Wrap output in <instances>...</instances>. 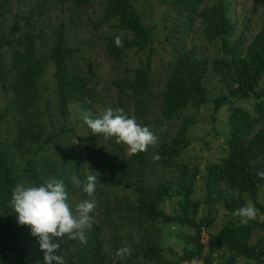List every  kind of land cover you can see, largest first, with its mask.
I'll list each match as a JSON object with an SVG mask.
<instances>
[{
  "label": "trees",
  "instance_id": "trees-1",
  "mask_svg": "<svg viewBox=\"0 0 264 264\" xmlns=\"http://www.w3.org/2000/svg\"><path fill=\"white\" fill-rule=\"evenodd\" d=\"M158 2L166 8L155 19L140 0H0V264H46L11 200L17 184L49 178L65 180L73 207L96 203L86 245L57 238L55 254L65 264H264V237L252 242L264 230V180L257 175L264 171V0H253L251 9L263 10L251 36V17L240 26L229 0ZM157 40L170 53L165 73L153 65ZM97 53L111 64L116 90L105 110L123 109L159 138L145 152L129 155L125 144L94 135L83 121L85 113L105 111L95 110L103 99L101 78L90 71ZM132 53L139 64L130 62ZM50 65L53 91L44 80ZM212 73L223 91L211 92ZM208 102L213 115L228 104V131L225 153L201 173L183 154L197 110ZM73 112L80 115L71 122ZM88 168L97 177L93 197L69 179L86 180ZM249 202L257 214L242 224L234 213ZM219 209L225 218L213 231ZM172 225L182 251L163 244ZM124 246L131 256L118 259Z\"/></svg>",
  "mask_w": 264,
  "mask_h": 264
},
{
  "label": "clouds",
  "instance_id": "clouds-1",
  "mask_svg": "<svg viewBox=\"0 0 264 264\" xmlns=\"http://www.w3.org/2000/svg\"><path fill=\"white\" fill-rule=\"evenodd\" d=\"M115 44L117 47L123 46L119 35L115 37ZM82 118L94 135L102 134L105 139L115 137L116 143L125 144L129 155L147 151L148 147L155 145L159 139L148 126H142L134 117L127 116L123 109L108 108L97 118L85 113ZM152 158L159 160L160 156L157 154ZM89 171V168L86 169L84 181L76 174H72L69 179L76 187H82L88 197H93L97 177L87 174ZM257 175L264 180V171H259ZM11 205L18 214V223L29 226L31 234L38 239L46 264H65L63 256L55 254L61 247L57 238L63 239L67 236L68 239L87 244L86 230H91L93 226L91 213L94 212L96 203L92 199H84L73 207L69 203L64 179L49 178L40 186L17 184L12 193ZM256 214L257 209L251 202L234 213L241 218L242 224H247ZM131 253L132 249L124 246L117 250L116 256L123 259L130 257ZM192 264H197V261L193 260Z\"/></svg>",
  "mask_w": 264,
  "mask_h": 264
},
{
  "label": "rangeland",
  "instance_id": "rangeland-1",
  "mask_svg": "<svg viewBox=\"0 0 264 264\" xmlns=\"http://www.w3.org/2000/svg\"><path fill=\"white\" fill-rule=\"evenodd\" d=\"M144 6L145 10L150 12L154 11L155 19H158L161 16L162 12L166 8V4L158 2V0H140ZM232 8V14L235 18H238L240 21V26H244L245 22L248 20L249 16L251 17V22L246 28H248L247 36H251L256 33L261 26V18L259 10H252L253 0H229ZM150 18V17H149ZM198 27H200L201 23H197ZM161 30V28L159 29ZM195 33V32H194ZM160 37H163L161 35ZM192 39V36L190 37ZM195 41L198 43L199 35L195 34ZM155 45L157 49L160 50L159 54H154L153 65L159 66L160 71L166 72V64L169 61L170 53L163 47L165 44L160 41H155ZM88 51V50H87ZM90 52V51H88ZM98 58V64H94L93 62L90 64V71L92 73H96L100 76V91L102 93L103 99L100 100V103L95 108V110H100L101 112L105 110V108L112 102V98L115 97L116 90L112 85L109 77L111 75V64L107 61L106 57L102 53L96 54ZM92 60V59H91ZM130 62L132 64H139L138 56L135 53L130 55ZM162 62V63H161ZM164 63V64H163ZM53 66H49L44 80L50 84V88L47 91L54 90V77H53ZM210 85L211 92L218 93L224 90L223 83L219 80L218 76L212 73L210 75ZM52 94V92H50ZM236 102L242 103L244 106L249 107L250 109H254L253 102L246 99H235ZM4 98H0V104L4 105ZM110 106V105H109ZM229 114L228 104H225L221 107V109L213 115V102H208L203 105L200 109L197 110V122L194 123L191 127L189 135L192 139L190 146L185 150L183 156L185 159L190 160L192 162H197L200 166L201 173L204 172L209 161L218 159L221 157L226 151V133H227V117ZM78 112H73L70 116V121L74 122L76 117H79ZM2 130V131H1ZM6 136L5 131L3 130V126L0 127V140L4 139ZM76 144L80 143L79 138H75ZM201 183V182H199ZM198 195H203V191L198 187L197 191ZM264 197V196H263ZM166 209L171 211L172 204L170 202L166 203ZM219 221L216 223L214 227H212L213 231H216L218 227H220L224 217L223 209H219L218 213ZM166 232L164 235L163 244L165 246L171 245L176 248L178 251H182L183 249V240L179 236H176V233L172 232V230H179L177 225L165 228ZM262 236L264 237V230H257L253 233L252 242L258 240V238ZM205 240L208 241V236L205 234ZM200 264V263H199Z\"/></svg>",
  "mask_w": 264,
  "mask_h": 264
},
{
  "label": "crops",
  "instance_id": "crops-1",
  "mask_svg": "<svg viewBox=\"0 0 264 264\" xmlns=\"http://www.w3.org/2000/svg\"><path fill=\"white\" fill-rule=\"evenodd\" d=\"M199 263L202 264L200 261H197V264H199ZM190 264H192V263H190Z\"/></svg>",
  "mask_w": 264,
  "mask_h": 264
}]
</instances>
